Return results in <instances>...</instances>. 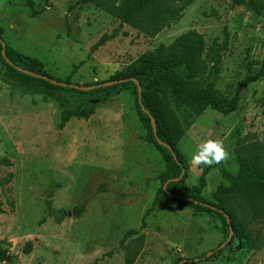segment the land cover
<instances>
[{"label": "rangeland", "instance_id": "1", "mask_svg": "<svg viewBox=\"0 0 264 264\" xmlns=\"http://www.w3.org/2000/svg\"><path fill=\"white\" fill-rule=\"evenodd\" d=\"M0 26L7 44L81 91L116 82L148 52L194 30L208 46L228 41L219 72L197 79L221 98L234 97L264 61V0L260 12L232 0H192L180 21L154 37L79 0H0ZM6 72L0 63V76ZM103 94L109 99L89 120L74 118L62 130L56 101L0 79V241L10 250L0 264H126L136 252L134 264H264V204L237 195L231 200L237 233L214 215L197 216L170 201L155 207L143 227L166 164L146 140L134 87ZM172 107L184 128L179 149L190 165V186L206 168L191 163L203 140H223L231 157L223 166L233 176L240 170L238 145L264 143V80L245 87L228 116ZM221 186L230 183L218 167L207 176L203 198L217 204ZM82 204L85 213L77 218L72 211ZM130 230H140L144 241L135 235L120 248Z\"/></svg>", "mask_w": 264, "mask_h": 264}, {"label": "trees", "instance_id": "2", "mask_svg": "<svg viewBox=\"0 0 264 264\" xmlns=\"http://www.w3.org/2000/svg\"><path fill=\"white\" fill-rule=\"evenodd\" d=\"M236 5L247 6L260 12L262 0H232ZM80 4H92L108 12L123 24H127L148 36H157L164 28L181 20L184 11L192 4V0H79ZM33 7V5H31ZM4 29L0 26V63L7 72L0 76L9 82L21 85L27 92L42 95L46 101H56L61 108L60 129L74 118L89 120L96 112L99 104L109 99L103 92H115L116 89L134 87L137 103V114L147 130L146 140L157 146L163 155L166 170L159 176L161 183L153 201L152 209L148 210L143 219V227L151 211L165 201L177 207L192 208L197 216L214 215L222 220L227 230L237 228L234 222V209L231 205L232 196L237 195L251 203L264 204V143L245 141L238 145L237 153L240 170L236 176L231 175L223 164L206 166L197 185H188L190 165L179 149L184 137L181 120L173 110L172 103L189 106L197 115L211 108L223 115H230L239 108L242 90L249 84L264 80V61L257 72L244 80L234 97L221 98L213 86L200 87L197 79L210 72L218 73L222 64V52L228 49V41L213 42L208 46L205 38L197 31H189L178 37L171 45H161L143 56L137 68L129 74H122L113 79L128 82L114 86L91 90H77L71 82L54 78L44 63L20 53L3 38ZM105 36L96 45L101 47L109 40ZM6 43V46L3 43ZM75 73V71H74ZM137 81V83L133 81ZM62 84H66L62 85ZM102 83L87 84L92 88ZM141 88L143 110L139 102ZM154 122L156 123L157 136ZM162 141L165 145L160 144ZM221 167V172L230 187L221 186L215 193L217 204L207 202L203 190L207 185V176L213 169ZM184 173V176L182 177ZM86 210L85 205L73 209V215L80 218ZM50 213H54L50 204ZM230 218L229 222L227 219ZM141 235L140 230H130L120 243L125 247L128 239ZM138 239L144 241L145 235ZM5 240L0 241V263L8 260L10 250ZM31 246V244H29ZM30 252V249L27 250ZM112 255V253H111ZM138 252L128 255L126 264H134ZM185 260H180V264ZM195 264L198 260H186ZM97 264V262L93 263Z\"/></svg>", "mask_w": 264, "mask_h": 264}, {"label": "clouds", "instance_id": "3", "mask_svg": "<svg viewBox=\"0 0 264 264\" xmlns=\"http://www.w3.org/2000/svg\"><path fill=\"white\" fill-rule=\"evenodd\" d=\"M230 158L223 140L206 139L198 143L196 151L192 154L191 163L194 166L211 167L214 164L227 163Z\"/></svg>", "mask_w": 264, "mask_h": 264}, {"label": "water", "instance_id": "4", "mask_svg": "<svg viewBox=\"0 0 264 264\" xmlns=\"http://www.w3.org/2000/svg\"><path fill=\"white\" fill-rule=\"evenodd\" d=\"M0 40H1V39H0ZM3 45L6 46V43L4 42ZM128 81H129V80L126 79V80L116 81V82H113V83H110V84H101V85H98V86H95V87H92V88H83V90H91V89H96V88L108 87V86H112V85H114V84L124 83V82H128ZM134 81H135V80H134ZM135 82L137 83V81H135ZM62 85L67 86L66 84H62ZM71 87H75V88H76V86H74V85H71ZM139 90H140V93H139V102H140V104H141L143 110L146 111V109H145V107H144V105H143L142 93H141V88H140V87H139ZM156 126H157V125H156V123L154 122L155 134H156V136H157ZM160 144L165 145L162 141H160ZM165 146L168 147L167 145H165ZM183 176H184V173H183L182 177H183ZM228 220L230 221V218H229V217H228Z\"/></svg>", "mask_w": 264, "mask_h": 264}]
</instances>
